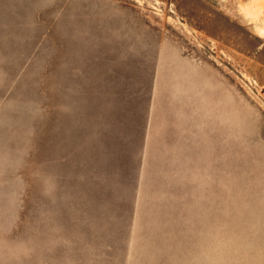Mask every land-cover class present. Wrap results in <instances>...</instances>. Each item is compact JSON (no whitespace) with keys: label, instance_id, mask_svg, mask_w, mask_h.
I'll return each mask as SVG.
<instances>
[{"label":"rangeland","instance_id":"1","mask_svg":"<svg viewBox=\"0 0 264 264\" xmlns=\"http://www.w3.org/2000/svg\"><path fill=\"white\" fill-rule=\"evenodd\" d=\"M0 264H264V0H0Z\"/></svg>","mask_w":264,"mask_h":264}]
</instances>
